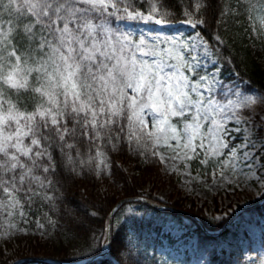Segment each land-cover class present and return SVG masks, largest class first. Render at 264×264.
Instances as JSON below:
<instances>
[{
    "label": "snow or ice",
    "instance_id": "1",
    "mask_svg": "<svg viewBox=\"0 0 264 264\" xmlns=\"http://www.w3.org/2000/svg\"><path fill=\"white\" fill-rule=\"evenodd\" d=\"M214 4L0 0V238L27 234L33 211L45 235L53 214L72 213L62 209L65 180L111 178L113 153L166 169L202 157L216 185L264 196V119H255L264 94L223 78V39L213 46L202 31ZM240 7L264 28V0ZM175 24L194 31L157 30ZM134 255L125 264H138Z\"/></svg>",
    "mask_w": 264,
    "mask_h": 264
},
{
    "label": "trees",
    "instance_id": "2",
    "mask_svg": "<svg viewBox=\"0 0 264 264\" xmlns=\"http://www.w3.org/2000/svg\"><path fill=\"white\" fill-rule=\"evenodd\" d=\"M167 2L176 4L179 0H167ZM228 4L229 0H215L207 27L202 30L204 36L208 40H213L215 35H222L225 41H230L233 48H229L227 42V49L231 54V63L222 58L224 67L229 72L232 71V66L235 67L234 69L240 76L251 83L250 87L255 86L264 92V66L253 56L250 47H245L237 39H234L238 42L235 43L232 32L224 31L223 22L227 15H221V12L222 10L227 12ZM242 17L243 15H237L235 18L241 19ZM111 156V178L105 176L102 180H97L92 175H85L65 180L63 190L66 199L62 209H72L71 215L65 214L63 210L59 214H53V219L57 223L55 227L46 225L48 231L42 236L41 230L36 227L37 216L33 211L30 215V223L26 225L27 234L20 233L10 239L2 240L0 242V264H11L28 258H51L64 263H78L101 254L105 244L101 233L107 229L112 210L126 198H145L171 207L172 209H166L163 212L172 215L202 240L211 237L193 217L181 211L196 216L209 231L221 230L236 213L220 222L210 221L204 208L198 207L190 198L191 206L189 207L182 200L166 203L156 195V192L162 190L166 184L162 164L155 161L144 163L143 159L127 152L113 153ZM194 164L196 165L197 162L195 161ZM126 167L130 168V172L126 170ZM135 180L143 188L149 187V191L140 190ZM113 187H116V190H113ZM135 207L138 208L137 211L131 210L129 214H125L124 216L128 219L121 224L124 210ZM92 211L97 214L90 215ZM157 212L158 210L153 207L140 202H132L123 206L116 213L112 223L110 257L97 260L92 264H125L129 248L135 253L132 259L138 261V264H162L157 256L140 251L139 247L134 248L131 240L137 230L140 231V237H142L143 229H152L155 221L148 215ZM131 227L133 228L132 234L128 231ZM262 244L264 247V241ZM213 259L218 258L213 256ZM218 263H221V260L218 259ZM29 264L51 263L32 262Z\"/></svg>",
    "mask_w": 264,
    "mask_h": 264
},
{
    "label": "rangeland",
    "instance_id": "3",
    "mask_svg": "<svg viewBox=\"0 0 264 264\" xmlns=\"http://www.w3.org/2000/svg\"><path fill=\"white\" fill-rule=\"evenodd\" d=\"M242 3L243 0H229V4L233 6V14H226L227 18L223 22L224 31L230 30L233 41L237 39L245 47H250L253 56L264 66V28H260L255 21L249 20L245 10L240 7ZM237 15H243V17L236 19ZM157 30L168 35L179 32L187 35L194 31L187 25L179 24H175L171 28H158ZM219 36L224 39L222 35ZM215 37L213 40H208L206 37L205 39L213 46H217ZM227 42L229 48H233V44L225 39L217 47L223 78L225 80L234 78L240 80L243 87L252 90L251 94H264L258 88L250 87L248 82L234 69L235 67L232 66L230 72L226 70L221 59L224 58L231 63ZM210 67L212 66L210 65ZM255 119L257 122L264 119V112L258 109ZM197 151L199 152V149ZM171 155V152H166V156ZM200 158L188 161L179 158L168 159L166 161L167 169L162 164L166 184L162 190L156 192V195L166 203L182 200L188 207L191 206L190 199H192L198 207L204 208L210 221H223L236 212L224 232L216 238L201 242L197 234L191 233L172 215L158 211L148 215L150 218L153 217L155 224L151 230L145 228L141 231L143 238L140 237L138 230L135 232V236L131 237L133 247H139L140 251L157 256L162 264H253V262L259 264L261 260H264L262 244L264 241V203L260 207H253L257 201H264L259 187L218 186L212 180L211 169L201 164ZM126 170L130 172L129 167H126ZM135 183L140 190L149 191V187L143 188L136 180ZM112 189L116 190V187ZM137 209L135 207L131 210L137 211ZM129 213V210H124L121 224L127 221L128 218L124 215ZM215 217L221 218L216 219ZM23 227L26 228V225ZM128 231L132 234L133 228H129ZM2 240L4 239L0 238V242ZM213 256L221 260V263H218V259L214 260Z\"/></svg>",
    "mask_w": 264,
    "mask_h": 264
},
{
    "label": "water",
    "instance_id": "4",
    "mask_svg": "<svg viewBox=\"0 0 264 264\" xmlns=\"http://www.w3.org/2000/svg\"><path fill=\"white\" fill-rule=\"evenodd\" d=\"M131 202L146 203L147 205H149V206H151V207H153L155 209H158V210L171 209V207L164 206V205H159V204H156V203H154L152 201H149L147 199H144V198H126V199L121 200L115 206V208L112 210V212L110 214V219H109L108 226H109V224L112 225L114 217H115L116 213L121 209V207H123L125 204L131 203ZM263 203H264V201H261L260 203L257 204V206H259V205H261ZM181 212L192 216L194 219H196L201 224L200 220L197 217H195L194 215H191V214H189L187 212H184V211H181ZM108 226H107V228H108ZM202 227H204V226H202ZM204 230L206 231V233L208 235H211V236H217V235H219V234H221L223 232V230H222L219 233H213V232H210V231L206 230L205 228H204ZM110 250H111V240H110V242H107V244L105 246V250H104L103 253H101L100 255H98V256H96L94 258H91V259L86 260V261L78 262V263H64V262L57 261V260H54V259H51V258H29V259H24V260H18L16 262H13L12 264H27V263L34 262V261L51 263V264H91V263H93V262H95V261H97L99 259H102V258L108 256L109 253H110Z\"/></svg>",
    "mask_w": 264,
    "mask_h": 264
}]
</instances>
